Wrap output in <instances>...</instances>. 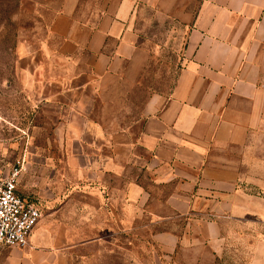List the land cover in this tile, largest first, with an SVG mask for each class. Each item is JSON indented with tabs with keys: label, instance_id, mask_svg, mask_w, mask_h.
<instances>
[{
	"label": "crops",
	"instance_id": "obj_1",
	"mask_svg": "<svg viewBox=\"0 0 264 264\" xmlns=\"http://www.w3.org/2000/svg\"><path fill=\"white\" fill-rule=\"evenodd\" d=\"M150 1L125 0L94 22L55 18L59 52L84 54L87 86L95 83L101 100L99 108L68 111L99 112V129L112 131L94 140L99 156H70L67 167L85 172L107 198L99 196L96 209H79L72 192L61 199L52 183L28 190L48 206L38 208L42 218L27 246L0 248V264H76L73 229L98 211L99 234L121 231L128 243L141 244L140 256L128 252L129 264H146V245L169 264H213L218 220L242 211L249 171L263 188L264 0H200L169 95H147L124 129L115 116L127 110L104 100L122 99L114 83L140 66L133 21L138 3ZM73 123L69 116L61 125ZM18 193L35 204L19 185ZM156 226L163 229L153 232Z\"/></svg>",
	"mask_w": 264,
	"mask_h": 264
},
{
	"label": "rangeland",
	"instance_id": "obj_2",
	"mask_svg": "<svg viewBox=\"0 0 264 264\" xmlns=\"http://www.w3.org/2000/svg\"><path fill=\"white\" fill-rule=\"evenodd\" d=\"M123 1L0 0V175L20 167L19 188L24 194L47 189L52 183L61 199L72 192L79 209H96L99 196L107 198L98 184L88 181L85 172L67 167L70 156H99L94 140L102 135L108 138L112 131L108 126L99 129V112L89 116L68 111L99 108V90L95 83L87 86L90 71L84 65V54L59 52L62 39L51 27L58 16L94 22ZM138 4L133 30L140 66L136 72H122L114 83L122 99L104 100V106L114 101L127 110L115 116L124 129L137 116L147 95H169L182 68V50L200 0ZM135 78L140 84L136 89ZM69 116L75 123L61 125ZM85 119L96 122L82 126ZM254 174L249 171L248 184L242 187L246 197L237 201L242 211L218 220L213 264H264V185H257ZM28 195L37 201L31 191ZM35 204L40 209L48 206ZM89 218L73 229L76 264H129V251L142 254L141 244L128 243L121 231L114 235L108 229L99 234V211ZM162 229L156 226L152 231ZM146 247L151 251L146 264H169L154 245Z\"/></svg>",
	"mask_w": 264,
	"mask_h": 264
},
{
	"label": "built area",
	"instance_id": "obj_3",
	"mask_svg": "<svg viewBox=\"0 0 264 264\" xmlns=\"http://www.w3.org/2000/svg\"><path fill=\"white\" fill-rule=\"evenodd\" d=\"M20 167L0 175V248H23L42 218L36 204L18 193Z\"/></svg>",
	"mask_w": 264,
	"mask_h": 264
}]
</instances>
